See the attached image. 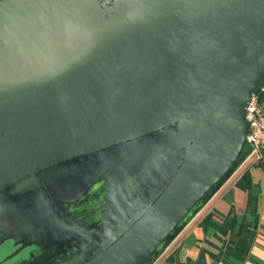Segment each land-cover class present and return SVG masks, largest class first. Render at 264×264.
<instances>
[{
	"label": "water",
	"instance_id": "95a60500",
	"mask_svg": "<svg viewBox=\"0 0 264 264\" xmlns=\"http://www.w3.org/2000/svg\"><path fill=\"white\" fill-rule=\"evenodd\" d=\"M263 88L264 0H0V264H152Z\"/></svg>",
	"mask_w": 264,
	"mask_h": 264
},
{
	"label": "crops",
	"instance_id": "0c3cea01",
	"mask_svg": "<svg viewBox=\"0 0 264 264\" xmlns=\"http://www.w3.org/2000/svg\"><path fill=\"white\" fill-rule=\"evenodd\" d=\"M238 171L152 264H264V168Z\"/></svg>",
	"mask_w": 264,
	"mask_h": 264
},
{
	"label": "built area",
	"instance_id": "2783aa9c",
	"mask_svg": "<svg viewBox=\"0 0 264 264\" xmlns=\"http://www.w3.org/2000/svg\"><path fill=\"white\" fill-rule=\"evenodd\" d=\"M247 141L252 146L250 158L264 163V88L252 96L246 108Z\"/></svg>",
	"mask_w": 264,
	"mask_h": 264
},
{
	"label": "rangeland",
	"instance_id": "374dc122",
	"mask_svg": "<svg viewBox=\"0 0 264 264\" xmlns=\"http://www.w3.org/2000/svg\"><path fill=\"white\" fill-rule=\"evenodd\" d=\"M255 161L254 159L252 158H249L245 163L244 165L239 169L238 173L240 172V170L244 169L246 166H251L253 164H255Z\"/></svg>",
	"mask_w": 264,
	"mask_h": 264
},
{
	"label": "trees",
	"instance_id": "16d2710c",
	"mask_svg": "<svg viewBox=\"0 0 264 264\" xmlns=\"http://www.w3.org/2000/svg\"><path fill=\"white\" fill-rule=\"evenodd\" d=\"M259 165L264 168V163H259ZM65 258V256L63 257V259Z\"/></svg>",
	"mask_w": 264,
	"mask_h": 264
},
{
	"label": "flooded vegetation",
	"instance_id": "af4514ba",
	"mask_svg": "<svg viewBox=\"0 0 264 264\" xmlns=\"http://www.w3.org/2000/svg\"><path fill=\"white\" fill-rule=\"evenodd\" d=\"M66 257V256H65ZM63 259V258H62ZM50 264V263H49Z\"/></svg>",
	"mask_w": 264,
	"mask_h": 264
}]
</instances>
